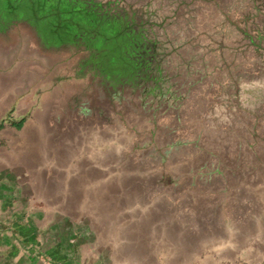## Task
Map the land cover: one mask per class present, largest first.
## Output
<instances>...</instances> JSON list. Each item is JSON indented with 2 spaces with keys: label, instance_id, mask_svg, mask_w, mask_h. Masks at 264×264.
<instances>
[{
  "label": "rangeland",
  "instance_id": "obj_1",
  "mask_svg": "<svg viewBox=\"0 0 264 264\" xmlns=\"http://www.w3.org/2000/svg\"><path fill=\"white\" fill-rule=\"evenodd\" d=\"M12 18L50 63L35 179L81 193L92 256L264 264V0H0Z\"/></svg>",
  "mask_w": 264,
  "mask_h": 264
},
{
  "label": "crops",
  "instance_id": "obj_2",
  "mask_svg": "<svg viewBox=\"0 0 264 264\" xmlns=\"http://www.w3.org/2000/svg\"><path fill=\"white\" fill-rule=\"evenodd\" d=\"M34 28L27 19L0 20V264H129L104 248L91 255L92 226L84 233L82 213L68 208L81 204V193L35 179V132L20 127L50 123V63L35 50Z\"/></svg>",
  "mask_w": 264,
  "mask_h": 264
},
{
  "label": "flooded vegetation",
  "instance_id": "obj_3",
  "mask_svg": "<svg viewBox=\"0 0 264 264\" xmlns=\"http://www.w3.org/2000/svg\"><path fill=\"white\" fill-rule=\"evenodd\" d=\"M30 6H33V5H29V7H30ZM27 7H28V6H27Z\"/></svg>",
  "mask_w": 264,
  "mask_h": 264
}]
</instances>
